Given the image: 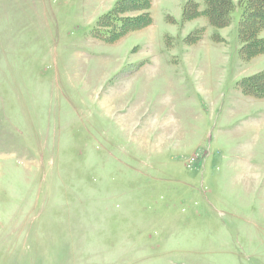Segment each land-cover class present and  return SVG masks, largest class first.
Wrapping results in <instances>:
<instances>
[{"label":"rangeland","instance_id":"374dc122","mask_svg":"<svg viewBox=\"0 0 264 264\" xmlns=\"http://www.w3.org/2000/svg\"><path fill=\"white\" fill-rule=\"evenodd\" d=\"M194 4L0 0V264H264V54Z\"/></svg>","mask_w":264,"mask_h":264},{"label":"trees","instance_id":"16d2710c","mask_svg":"<svg viewBox=\"0 0 264 264\" xmlns=\"http://www.w3.org/2000/svg\"><path fill=\"white\" fill-rule=\"evenodd\" d=\"M149 1L150 0H140L141 3H145L144 8L149 5ZM194 5L195 6H191V8L196 12L195 17L204 16L208 20L209 25L214 28L227 27L231 23L233 10L235 7H238L241 11L238 33L242 44V48L240 49L241 57L244 60H249L264 54V39L259 37V33L264 29V0H238L236 5L232 0H204V9L201 12L198 11V5ZM108 17L110 24H112V28L119 26L120 28L118 27V29L120 31L123 29L121 35L120 31H116L114 35H111L110 39L114 42L123 36L126 30L125 28L129 29L128 27L130 24L126 23V25L123 26V23L118 21L117 16L113 13L109 14ZM138 25L142 27L149 26V15L144 16L143 21ZM196 39L197 38H195V40ZM241 83V88L244 93L257 98L264 97V71L255 77L244 79ZM245 83L248 85L253 83L251 87L254 90L248 91L247 87H245ZM260 87L261 89H258Z\"/></svg>","mask_w":264,"mask_h":264},{"label":"crops","instance_id":"0c3cea01","mask_svg":"<svg viewBox=\"0 0 264 264\" xmlns=\"http://www.w3.org/2000/svg\"><path fill=\"white\" fill-rule=\"evenodd\" d=\"M232 1H233V0H232ZM234 4L236 5L237 3H234ZM151 24H152V21H151ZM149 26H150V25H149ZM147 27H148V26H147ZM122 37H124V36H122ZM122 37H121V38H122ZM121 38H120V39H121Z\"/></svg>","mask_w":264,"mask_h":264}]
</instances>
